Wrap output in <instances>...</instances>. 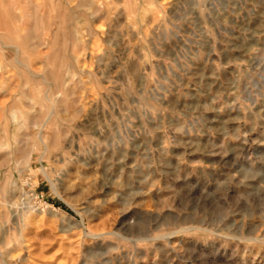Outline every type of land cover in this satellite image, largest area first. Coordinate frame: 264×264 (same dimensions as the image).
<instances>
[{"label": "rangeland", "instance_id": "1", "mask_svg": "<svg viewBox=\"0 0 264 264\" xmlns=\"http://www.w3.org/2000/svg\"><path fill=\"white\" fill-rule=\"evenodd\" d=\"M0 264H264V0H0Z\"/></svg>", "mask_w": 264, "mask_h": 264}]
</instances>
